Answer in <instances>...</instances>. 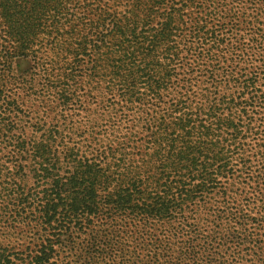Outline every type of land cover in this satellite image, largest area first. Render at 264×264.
Listing matches in <instances>:
<instances>
[{
  "label": "trees",
  "instance_id": "obj_1",
  "mask_svg": "<svg viewBox=\"0 0 264 264\" xmlns=\"http://www.w3.org/2000/svg\"><path fill=\"white\" fill-rule=\"evenodd\" d=\"M63 1L0 0L4 38L18 43L0 50V147L8 149L0 150V165L8 168L13 152L20 157L12 169V181L18 182L0 185V228L7 226V234L0 236V264H54L59 247L74 243L72 237H62L75 228L81 231L101 215L140 218L145 225L170 220L189 211L203 193L223 191L220 179L228 181L240 170L247 139H258L257 147L264 150V0H247L248 7L233 4L229 9L233 2L228 0H132L134 6L150 3V13L154 9H163V13L160 26L150 33V43L131 52L121 38H134V13L130 12V30L108 8L99 6V13L91 14L96 21H90L89 32L96 33L97 25L108 16L116 30L113 52L100 54L79 31L74 42L67 40L57 48L55 64L65 69L57 75V82L68 96L79 99L82 86L98 85L105 94L119 93L126 104L148 103L147 98L160 104L168 91L175 92L171 104L159 112L150 107V152H139L136 159L124 152V145L130 144L115 141L120 127L114 106L95 113L96 125H92L91 141H84L86 147L65 146L59 151L56 146L65 143L58 128L38 139L32 134L27 139L14 137L11 130L20 110L15 93H9L17 81L11 60L27 56L31 41L47 30L46 15L57 14ZM189 8L191 12L186 13ZM51 23L54 30L50 33L59 36L60 19L55 14ZM181 50L188 58L187 69L177 79L175 65ZM137 52L143 56L139 62ZM92 54L94 63L86 60ZM195 79L199 81L196 88ZM218 88L222 94L193 107L198 93L207 98L218 93ZM172 108L177 116L169 114ZM102 120L105 124L97 125ZM19 122L28 121L21 118ZM255 156L263 157L264 151ZM21 159L29 163L22 166ZM26 177L34 180V189L26 187ZM115 181L132 182L119 183L115 200L96 201L95 185L106 188ZM174 181H199L196 195L186 190L180 200L132 199L135 191L144 194L155 182L168 187ZM84 192L88 199H79ZM30 229L35 238L21 242ZM114 232L99 255H109L108 248L110 253L116 251L117 226Z\"/></svg>",
  "mask_w": 264,
  "mask_h": 264
},
{
  "label": "rangeland",
  "instance_id": "obj_2",
  "mask_svg": "<svg viewBox=\"0 0 264 264\" xmlns=\"http://www.w3.org/2000/svg\"><path fill=\"white\" fill-rule=\"evenodd\" d=\"M231 1L233 3H230L227 9L233 4L240 5L242 8L248 7L247 0H228V2ZM99 6L108 8V13L115 17L125 29H133L129 17L130 12L134 13L136 22L134 38H129V35L121 38L123 47L130 46L129 52L143 44L147 46L150 43V33L158 28L162 21L163 9H154L150 13V3L144 1L134 6L132 0H64L58 7L57 14L51 11L49 15H46L47 30L31 41L27 56H16L11 60L15 68L13 76L17 78V81L13 91L8 92L15 93L20 110L18 118H15L11 134L21 139H27L32 134L36 135L33 139H38L45 132L58 128L65 143L56 146L59 151H64L65 146L74 147L84 144L83 146L86 147L87 143L84 141L85 139L91 141L89 136L93 131L92 125H96L95 113L105 110L103 107L114 106L117 111L115 115L118 121L116 122L120 127V133L115 141L130 144V146L124 145V152L137 159L139 152H150L148 146L150 145L148 144L150 123L147 121L152 111L150 107L159 112L167 103L171 104L170 101L175 97V92L168 91L160 104L150 103L149 98H147L148 103L126 104L119 93L105 94L98 85H93L94 88L88 85L82 86L77 99L68 96L62 84L57 82L59 79L57 75L65 71L55 64L56 61L58 62L57 48L65 41L69 43L67 40L74 42L72 40L77 39L78 31L81 38L86 35L98 47L100 54L112 53L115 49L113 44L117 39L114 36L116 30L109 25L108 16H105L107 21L96 22V24L102 23L97 25V34L89 32L88 25L90 21H96V16L92 17V15L99 13L97 10ZM185 12H191V8ZM52 13L60 19L57 37L56 33H50L54 30L51 26ZM17 45L18 43L14 44L12 41L5 40L0 26V50L15 48ZM179 54L180 61H176L175 65L179 75L177 79H181L183 71L186 72L185 64L188 61L185 51L181 50ZM135 55L137 62L143 59L139 52ZM94 59L96 58L93 54L86 58L91 63H94ZM104 66L107 68L106 65ZM198 77L201 81L204 79L201 76ZM198 84V79H195L194 88ZM219 88L218 93H210L207 98L198 93L193 107L207 104L218 96L219 92L222 94L223 91H219ZM64 95H67V99L63 97ZM173 110L174 108L170 109L169 114L177 116L178 113L176 114ZM203 117L201 115L200 120ZM21 118L27 119L28 122H19ZM105 122L99 121L97 125L103 126ZM96 135L97 130L93 137ZM66 141L69 142L66 143ZM246 143L244 162L238 166L240 170L228 181L226 178H218L222 181L223 188L219 194L205 192L201 200H198V203L189 211L154 225L150 223L145 225L140 218L107 219L106 216H98L81 231L75 228L62 237L63 239L66 236L72 237L74 243L66 246L64 242L63 246L59 247L54 264H264V212L262 210L264 208V156H255L259 150H264L257 147V143H260L258 139H247ZM10 149L13 148L10 147ZM0 150L8 151L3 146ZM14 151H18L17 148H14ZM13 155V161L9 163L8 168L0 165V185L18 182L12 181L15 178L12 169L19 163L20 157L14 152ZM20 163L25 166L29 162L21 159ZM28 168V166L25 167V173ZM9 175L10 178H8ZM25 179L26 187L34 189L36 186L34 180L30 177ZM120 182L132 181H115L106 188L95 185V200L101 203L115 200L117 198L115 190ZM184 183L190 184L184 187ZM198 183L199 181H174L165 187L158 186L155 182L146 189L144 194L135 191L132 199L180 200L185 197L186 190H191L196 195ZM78 198L87 200L88 196L84 192ZM116 226L118 235L116 251L110 253L108 248L109 255L106 253L99 255V250L105 248L108 239L115 235ZM6 229L5 225L0 228V236L7 234ZM32 232L31 229L28 230L26 236L20 241L34 239ZM93 256L97 257L93 258Z\"/></svg>",
  "mask_w": 264,
  "mask_h": 264
}]
</instances>
